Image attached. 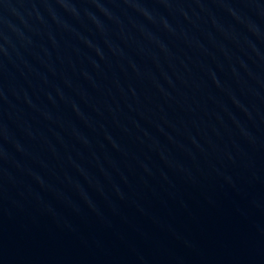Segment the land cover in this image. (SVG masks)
<instances>
[{"label":"water","instance_id":"1","mask_svg":"<svg viewBox=\"0 0 264 264\" xmlns=\"http://www.w3.org/2000/svg\"><path fill=\"white\" fill-rule=\"evenodd\" d=\"M0 264H264V0H0Z\"/></svg>","mask_w":264,"mask_h":264}]
</instances>
